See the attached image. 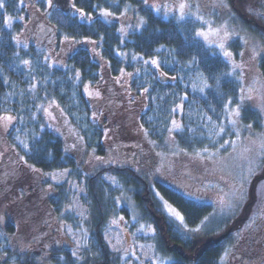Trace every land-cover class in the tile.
<instances>
[{"label": "trees", "instance_id": "obj_1", "mask_svg": "<svg viewBox=\"0 0 264 264\" xmlns=\"http://www.w3.org/2000/svg\"><path fill=\"white\" fill-rule=\"evenodd\" d=\"M256 2L255 9L264 10V0ZM76 3L77 7L91 13L94 17L91 22L81 19L77 13H63L58 9L53 11L50 18L58 39H64L65 35L74 37L72 44L75 49L67 59L68 69L52 67L50 60H44L47 53L37 45L23 48L12 39L18 35L20 27L18 23L11 28L6 27L3 17L7 14L14 17L24 14L25 7H20L18 0H6V12L0 10V111L12 109L13 114L20 113L25 117L24 123L15 125L20 129L19 132L12 129L8 133L0 131V180L7 183H3V188L0 187V194L2 192L9 197L7 205L21 201L16 197H22L23 191L14 188V175L20 168L32 172L20 161L21 156L28 160V164L41 169L42 173L69 169V181L82 183L86 191L82 203L88 208L84 219L88 225L85 237L88 247H84L79 261L72 255L71 248L59 250L55 246L49 251L47 259H41L25 250L12 248L11 238L17 235L18 230L9 223L0 228V238L3 240L0 264H123L105 244L104 233L118 215L130 216L125 200L127 196L126 199L133 201L141 223L155 229V234L147 241L153 244L155 255L168 261L167 264H222L226 251L231 253L230 264L236 258L242 259L239 264L261 261L264 257V232L255 218L242 224L236 221L235 226H231L232 220L223 225L217 224V220H212L215 216L212 204L199 203L188 197L186 194L190 188H183L178 182L175 185L165 184L155 179L160 159L158 148L164 147L169 139L167 129L171 127V121L180 119L185 127L182 133L173 135L179 148L186 150L183 156H194L201 147H205L200 138L205 137L211 129L215 131L213 123H225L223 105L226 98L234 102L238 99L243 81L232 77L222 78L219 96L212 90H206V97L192 91L193 80L190 77L194 78L195 71L184 66L190 56L200 57L199 70L206 76L230 71L222 57L212 55L214 49L205 51L206 45L202 41L198 48L185 46L184 38L191 37L193 29L200 27L199 22L178 25L174 19L158 16L142 0H76ZM94 4L109 8L116 16H120L125 5H131L130 10L144 17L148 24L125 38L118 31L119 23L115 20L108 23L92 8ZM40 7L45 8L43 4ZM244 24L254 40L264 43V20L251 12ZM121 40L124 42L121 43ZM87 41H96V44ZM239 41L236 39L231 43L234 53L242 47ZM161 45L176 49V53L166 51ZM157 49L160 51L157 52ZM118 52L127 55H118ZM133 56L158 58L161 70L177 79L159 78L152 65H144L141 60L135 61ZM25 59L32 62L30 69L21 63ZM177 59L180 63L175 62ZM120 69L131 73H137L139 69V72L130 82L116 84L114 79L120 75ZM76 72L81 74L79 81L75 79ZM182 76L183 80L180 79ZM4 78H7L8 84L3 82ZM209 82L213 83L211 79ZM32 83H36L35 89H31ZM85 84L98 87L101 98L93 100L88 97L83 91ZM143 87H148V93L143 92ZM185 92L188 93V100L183 101V111L172 112L181 103L180 98ZM9 93L12 95L9 96ZM130 97L134 98V102H130ZM52 101L55 103L52 104ZM41 104L45 107L52 104L49 110L56 117L53 122L43 112L36 113L35 120L29 118L30 113L35 112ZM56 105L63 109V114ZM93 113H96V119H93ZM205 113L212 117V122L201 119ZM241 123L253 124L259 131L262 117L245 106ZM186 129L192 133L187 134ZM17 135L30 147L34 143L33 136L37 137L41 141L37 147L45 150L28 153L15 139ZM78 137H83V140ZM73 144L75 148L71 147ZM193 170L197 171L196 168ZM182 172L189 173V169L183 167ZM106 175L113 177L120 188L108 182ZM185 180L196 179L186 177ZM10 190L14 198L10 197ZM36 190L30 191L37 193ZM55 190L58 196L49 198L45 210L22 212L3 209L5 206H1L0 213L6 214L11 220H20L19 223L32 217L39 230L36 220L39 219L41 223L46 221L49 234L45 233V238L40 239H45L44 243L46 241L47 244L56 242L57 224L63 221V206L71 198L70 184L57 185ZM157 192L185 217L184 224L164 210ZM116 197L120 198L118 202ZM41 216L43 218L40 220ZM67 219L74 228L83 227V220L80 225L73 214ZM247 225L248 230L244 228ZM197 228L200 230L192 231ZM242 233L248 239L245 242H242L241 237L238 238L244 236ZM256 248H260L258 257L255 255Z\"/></svg>", "mask_w": 264, "mask_h": 264}, {"label": "rangeland", "instance_id": "obj_2", "mask_svg": "<svg viewBox=\"0 0 264 264\" xmlns=\"http://www.w3.org/2000/svg\"><path fill=\"white\" fill-rule=\"evenodd\" d=\"M154 2L163 3L165 0H149V3ZM199 2L202 5V13L205 15V18L211 20L214 26H218L227 20L230 26L235 31L240 33V37H244L249 41V44L245 45L242 39L234 36L233 40L229 43L231 48V43L234 40H240L239 42L242 47L239 52H236V60L238 63L243 62L245 64V74L243 79L245 87L244 85L243 87L245 90L249 87H254L257 90L252 93L253 99L246 100L243 107L247 106L252 111L255 110L256 112H260L262 115V125L261 129L258 131L257 127L253 124H251L253 128L249 129L245 127V125L248 124L244 125L240 123L238 125L239 137H237V135L232 131L231 125H229L225 119V123L223 124L227 127L228 134L223 135L222 137H217L213 134L214 131L211 129L212 131L209 130L205 137L203 136L200 138L205 147L209 149V153H204L202 150L205 147H201L199 152H201L203 158H201V156H193V154L183 156V152L181 151L182 149L179 148L172 137L169 136V139L166 144H164V147L158 148L160 159L155 179L165 184L173 183L175 185L177 184L176 182H178L180 185L182 184L183 188H190L188 189L190 191H187L186 194L188 197L198 201L199 203L206 202V204H212L215 211V216L212 220H217V224L223 225L224 222L232 220L233 223L231 226H235L234 223L236 221H238L239 224H242V222L244 223L246 220L252 221L253 218H255L264 232V189L261 188V185L264 184V148H261V142L264 141V101L261 100V96H264V65L262 64V60H264V52H261L255 60L251 59L252 47L255 46L257 51H259L262 43L254 40L249 29H247V26L245 24L243 25V23L245 21L247 22L250 18L251 12L249 9H255L257 7V2L256 0H226V2L232 6V11L235 13V16L232 19H229L227 10L225 9L213 10L212 4L215 3V0H199ZM25 3L26 5H32V7L25 6L26 11L22 15L25 19L23 21L15 19L12 23V25L18 23L20 27V31L17 36L23 43L19 44V47L26 48L32 44L37 45L36 47L47 53V57H49L48 60H50V65L52 67L68 69L69 65L67 59L74 51L73 49H75L74 44L67 43L64 39H58V34L54 30L51 32L46 31L48 27L50 28L52 26L50 18L55 10V6L53 8H48L46 0H25ZM42 4L45 6L43 9L40 7ZM73 13L76 14L75 11H73ZM137 16L139 15H136L129 10L127 17L117 16L120 18L111 20L117 21L120 27L122 23L125 27H127L129 23L135 26L137 23ZM36 29L41 32L40 35L42 33L44 34L41 37L46 39L47 43L43 41V43L40 44L38 40H36L34 35V33L37 32ZM134 32L135 31L130 28L128 29V35L123 37L127 38ZM209 39H216V37H209ZM240 52L244 53L243 57L238 55ZM157 74L159 78L164 79V77L159 76L158 70ZM136 75L137 73H133L132 77L125 76L121 79L120 83H116L115 81L118 77H120L119 75L114 79V83L123 84L125 81L128 83ZM168 77L167 79L171 80ZM107 80L108 79H106L105 82L103 81L104 84ZM254 80L256 81L255 84L253 83ZM89 86L91 91L98 90L101 93L100 89H97L98 87H94L90 84ZM101 96L102 93L99 98H101ZM90 98L93 100H99V98L96 97ZM49 121L53 122L52 119H49ZM176 121L177 123L182 124L180 119H176ZM202 132L205 134L204 131ZM175 133L177 132H174L172 135H175ZM186 133L189 134L192 132L191 130L186 129ZM221 138L223 139L222 141ZM225 140H229L230 143L221 148L220 144ZM174 153L178 154L174 155ZM180 163L183 165H180ZM250 166L253 169V174L251 176L248 174ZM17 167H19V165ZM183 167L189 169V173H183ZM195 168L197 171L193 170ZM64 170L65 169L57 170L50 173L57 175L58 179L53 180L51 175H45L49 173L40 172L37 174L30 172V170L25 171L20 168L19 172L17 171L14 175L16 179L14 178L15 183H13V185L14 188L17 187L23 191L22 197H16L21 201L18 203L13 202L14 204L11 203V205H7L9 197L5 193L3 194L1 192L0 210H2L1 206H5L3 209L14 211L18 210L22 212L37 210V212H39V210H45L47 201H49L48 198L58 196L55 186L66 182L70 184L71 198L69 202L63 206V216L61 217L63 221L61 220L57 224L58 241L56 240V242H49L47 244L46 241L44 243L45 239H40L45 238V233L49 234V231L46 230L48 228L46 221H42L41 223L39 219L36 220L38 227L40 228L39 230L34 224V218L32 217L30 219L27 217L25 218L26 220L23 219L21 223H19L20 220H11L6 214L0 213L1 229L2 227L8 226L10 223L13 226L15 225L14 228L16 231L18 230L17 235L11 238L13 249L14 247H17L20 250L27 251L29 254L31 253L36 257L38 256V258L47 259L49 251L53 249V246H55V248L58 247L59 250L71 248L72 253L73 251H76L77 255L82 257V251L84 249L83 244L85 241L82 239V230L86 229L88 231V225L84 222V219H86L88 214V208L82 203V198L85 196L86 191L82 183L75 184L69 181V174L66 176H60L59 174L63 173ZM192 174H194V176H192ZM186 177L196 179L195 181H190L196 182L197 184L194 185V183L185 180ZM105 179L113 184L115 188H120L117 181H115L116 183H113L114 178L110 175H106ZM200 180L201 182L198 183ZM0 182L1 188H3V183L5 185L7 184L5 181L0 180ZM49 185H51V188H49ZM25 186L27 189H25ZM35 189H37V193H32L30 191H34ZM236 189H239L240 193L243 194V199H236L232 196L233 191ZM10 197L14 198L13 191L11 190ZM127 197H125V200L131 214L129 217L118 215L112 220L111 225L104 233L106 241L105 244H107L109 249L113 252L112 254L119 257L123 264H167L168 261L155 255V252H153V244L147 241V238L154 235L151 232V229L154 228L141 223L140 216L138 215V211L135 209L133 201L131 199H126ZM229 200L232 201V207H225L222 205L221 201ZM81 213H83V215H81ZM71 214L78 219L80 225L81 220H83V227L82 225L81 228L78 229L73 227V223H70L67 219ZM133 216L136 217L135 220L133 219ZM120 217H123V220H121ZM42 218L43 216H41L40 220ZM39 223H41V226H39ZM244 228H247L248 230L249 226L247 225V227ZM141 229H143V231H141ZM231 229H235V227H231ZM31 235L33 236L32 238H30ZM242 235L244 236H238V238L241 237L243 239L242 242L247 241L248 239H246L245 233H242ZM73 237H75V240L81 241L80 248L77 247ZM109 241H111V244ZM2 243L3 240L0 238V247H2ZM113 245L120 248L121 251H113ZM259 249L260 248L255 249V255H257L256 257L260 255ZM125 250H127L129 254L126 258H122L125 257ZM133 251L136 256L140 257L139 260L130 254ZM228 253L229 255L227 256L224 254L222 264H230L231 253ZM146 256H150L153 259L147 260L145 259ZM239 263H242L241 258H236L233 262H231V264ZM261 264H264V259L261 261Z\"/></svg>", "mask_w": 264, "mask_h": 264}, {"label": "snow or ice", "instance_id": "obj_3", "mask_svg": "<svg viewBox=\"0 0 264 264\" xmlns=\"http://www.w3.org/2000/svg\"><path fill=\"white\" fill-rule=\"evenodd\" d=\"M142 3L147 6L150 10L154 11L158 16L162 14L164 19H174L178 25H184L187 23L191 22H199L201 25L198 29H193L191 37H185V46L188 48H198L200 45V42L202 41L204 45H206L205 51L207 49H214L212 52L213 56H218L222 57L225 65L230 68V71L220 73L219 75L212 74L211 76H206L203 71L199 70V65L201 63V59L199 56L192 55L190 56L185 62L184 66L191 68L195 71V76L190 77V79L193 80L191 84V88L193 92H198L202 95V97H206L208 93L206 90H212V92L219 96L221 95L220 88H221V81L222 78L224 77H232L236 80L243 81L244 79V70H245V64L243 62L238 63L236 60V53H234L231 48H230V41L233 40L234 36L238 37L243 40V43L245 45L249 44V41L244 38L240 37V33L238 31H235L229 24L227 20L219 24L218 26H214L213 22L209 19L205 18V15L202 13V5L199 2V0H165V2L160 3V2H154V3H149V0H142ZM18 4L20 7H32L31 4L25 3V0H18ZM46 4L48 8H53L54 7V0H46ZM206 7V6H205ZM72 8L74 9L75 13H77L81 19H87L89 22H91L94 17L91 15V13L86 12L84 8L82 7H77L76 0H72ZM92 8L96 10L99 15L103 18L108 23H111V19H119L120 17L116 16V13L114 11H111L109 8H102L98 4L92 5ZM131 8V5H125L123 10L120 12L121 17H127V13L129 12ZM213 10L215 9H225L227 10V14L229 19H232L235 16V13L232 11V6L226 2V0H215V3L212 4ZM0 10H3L6 12L7 10V4L6 0H0ZM250 12L254 13L255 15L259 16L260 19L264 20V10H258V9H249ZM19 19L23 21L25 17L23 16H18L14 17L11 14L4 15L3 17V23L5 24L6 27L11 28L13 20ZM137 23L135 26H133L131 23L127 25V27L124 26V24H121V27L118 29V31L123 35L127 36L128 35V29H133V31H137L140 29H143L146 27L148 24V21L142 17V16H137ZM209 37H216V39H209ZM12 39L16 42L17 45L23 43L18 36H13ZM74 40V37H70L68 35L64 36V41L67 43H72ZM88 43L96 44V41H87ZM124 41L121 40V43ZM161 48L165 49L166 51H170L173 54L176 53V49H168L165 45H161ZM157 52L160 51V49L156 50ZM261 52H264V43H262L260 50L257 51V48L254 46L251 49V59L255 60V58L261 54ZM118 55H127V53H117ZM17 55H19L17 53ZM239 56L243 57L244 53L240 52L238 53ZM49 57H44V60L47 61ZM134 60H141L144 65H152L155 69L159 71V76L162 77H168V73L164 72L161 70V61L158 58H151V59H144L142 56H133ZM176 63H180V61L177 59L175 61ZM21 63L30 69L31 66V61L30 60H22ZM167 63V61H165ZM139 72V69H137V73ZM81 74L79 72L75 73V79L77 81L80 80ZM132 77L133 73L130 72H125L124 69H120V77L116 79V83H120L121 79L123 77ZM169 79L175 81L177 79L176 76H171L168 77ZM34 79V78H33ZM101 79L103 77L101 76ZM181 80L184 79V77H180ZM212 80L213 83H210L209 80ZM3 82L5 84H8L9 81L7 78H4ZM126 83V81H125ZM253 83L255 84L256 81L254 80ZM31 89L36 88V83H32L30 85ZM187 87V85H185ZM143 92L148 93L149 89L148 87H143ZM83 91L86 93L89 97H96L99 98L101 93L96 90V91H91L89 84H85L83 86ZM257 91L254 87H249L247 90H245L244 87L239 88V95L238 99L234 102L233 99L231 98H226V102L223 105V110L225 112V119L227 120L228 124L231 125L232 131L239 137V131H238V125L242 122V112H243V105L246 100H252L254 93ZM9 96L12 95V93L8 94ZM181 103L176 106V108L172 109V112H177V111H183L184 108V103L183 101L188 100V93L185 92L183 96H181ZM261 100L264 101V96H261ZM130 102H134V98L130 97ZM55 101H52V104H54ZM52 104H49L48 107H45L43 104H41L39 107L35 109V112L30 113L29 118L32 120L36 119V113L43 112L44 115H46L49 119L54 120L56 117L53 116L52 112L49 110L52 107ZM56 107L59 109V105H56ZM211 107V106H210ZM61 114H63V109H59ZM22 111V110H21ZM212 111H215L214 108H212ZM93 119H96V113H93ZM201 119H207L209 122H212V117L208 116L206 113ZM25 117L24 115L20 113L13 114L12 109H4L3 111H0V131H3L4 133H8L9 129H12L13 131L19 132L20 129L18 127H15L17 124H22L24 123ZM172 127L168 128V133L169 136L172 137L174 140L175 137L172 135L174 132H182L184 130V126L180 123H177L176 120L171 121ZM51 126V125H49ZM204 127H208L207 124L204 125ZM247 128H251L252 125L248 124L245 125ZM213 128L215 129L214 135L217 137H222L223 135L228 134V129L224 124H216L213 123ZM56 131H59V129H56ZM147 132V130H145ZM16 140L19 141V143L23 146L25 150H27L28 153H32L34 150L36 152L43 151L45 149L38 148L37 146L41 143L40 140L37 139V137L33 136V145L30 147L28 143H26L24 140H21L20 137L17 135L15 137ZM81 141L83 140V137H78ZM229 140H225L223 143L220 144V147L223 148L225 147L226 144H229ZM72 148H75L76 145L73 144L71 146ZM261 148H264V141L261 142ZM67 150V149H66ZM182 152H186V150L182 149ZM204 153H209V149L207 147L203 148L202 150ZM178 154V153H174ZM196 156H203L201 155V152H196ZM20 161L23 162V164L27 165L28 168L31 169L32 172L39 174L41 172V169L36 168L35 165L28 164V160L24 157L21 156L19 157ZM69 174V170L65 169L63 173H60V176H66ZM248 174L251 176L253 174V169L250 166L248 169ZM45 175H51V178L53 180H57V175L56 174H45ZM59 182V181H58ZM113 183H116L115 180L113 179ZM118 186V185H117ZM75 187V186H74ZM49 188H51V185H49ZM261 188L264 189V184L261 185ZM156 195L159 197L160 201L163 203V208L164 210L173 218L178 220L181 224H184L185 217L177 211L175 207H173L167 200L164 199L162 195H160L159 192L156 193ZM190 195V193H189ZM232 196L236 199H243V194L240 193L239 189H236L233 191ZM119 197H116V201H119ZM222 205L225 207H232V201H221ZM72 207V206H70ZM83 215V213H81ZM121 220H123V217H120ZM133 219L135 220L136 217L133 216ZM207 220V217L205 218ZM186 227V225H185ZM200 229H194L192 231H199ZM143 231V229H141ZM152 234H155V229H151ZM83 236L82 239L85 240L83 247L87 248V241L85 239L87 235V230L83 229L82 230ZM75 240V237H73ZM77 247H81V241L80 240H75ZM111 244V241H109ZM113 251L115 252H120L121 249L116 247L115 245L112 246ZM129 253L127 250H125V257ZM132 256H134L137 260L140 259V257L136 256L135 252L130 253ZM72 255L76 257L77 261L81 259L80 256L77 255L76 251H73ZM229 255V253L226 251L225 256ZM145 259L147 260H152L153 258L150 256H146Z\"/></svg>", "mask_w": 264, "mask_h": 264}, {"label": "water", "instance_id": "obj_4", "mask_svg": "<svg viewBox=\"0 0 264 264\" xmlns=\"http://www.w3.org/2000/svg\"><path fill=\"white\" fill-rule=\"evenodd\" d=\"M54 4L64 13L71 11V0H54Z\"/></svg>", "mask_w": 264, "mask_h": 264}, {"label": "flooded vegetation", "instance_id": "obj_5", "mask_svg": "<svg viewBox=\"0 0 264 264\" xmlns=\"http://www.w3.org/2000/svg\"><path fill=\"white\" fill-rule=\"evenodd\" d=\"M46 34V33H45ZM44 34H41V36H43ZM253 264H261L260 261L258 263H253Z\"/></svg>", "mask_w": 264, "mask_h": 264}]
</instances>
